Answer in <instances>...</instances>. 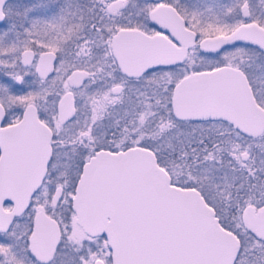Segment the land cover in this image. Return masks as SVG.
I'll return each mask as SVG.
<instances>
[{
  "label": "snow or ice",
  "instance_id": "snow-or-ice-1",
  "mask_svg": "<svg viewBox=\"0 0 264 264\" xmlns=\"http://www.w3.org/2000/svg\"><path fill=\"white\" fill-rule=\"evenodd\" d=\"M0 264H264V0H0Z\"/></svg>",
  "mask_w": 264,
  "mask_h": 264
}]
</instances>
